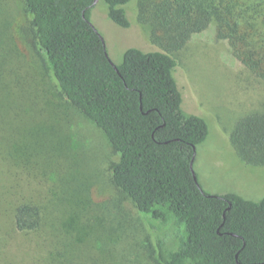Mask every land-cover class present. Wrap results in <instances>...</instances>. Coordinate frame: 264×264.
Instances as JSON below:
<instances>
[{
  "label": "trees",
  "instance_id": "trees-1",
  "mask_svg": "<svg viewBox=\"0 0 264 264\" xmlns=\"http://www.w3.org/2000/svg\"><path fill=\"white\" fill-rule=\"evenodd\" d=\"M95 1L22 0L35 48L60 100L99 132L117 156L109 165L110 184L146 224L157 264H264V197L212 196L194 178L191 165L210 127L183 108L172 57L214 25L216 42H227L236 60L264 81V0H146L139 6L138 20L162 50L131 47L120 64L112 61L92 13L103 5L110 21L128 29V7L135 0ZM0 44V114L11 119L9 130L27 142L41 135L43 141L31 143L51 154L52 161L51 152L62 141L68 163L79 158L81 149H93L83 158L98 174V148L86 138L81 123L58 112L47 118V105L33 88V76L38 75L33 66L31 72L24 68L14 38L0 33ZM229 143L244 165L264 168V109L241 117ZM6 153L15 158L12 150ZM74 177L68 172L67 186L59 182L55 203H47L48 208L31 200L15 205L16 228L39 233L47 225L55 231L56 243L50 247L57 251L48 253L46 264H142L131 248L132 225L119 205L106 196L94 199L99 178L79 175L73 184ZM82 229L87 241L74 236ZM92 241L93 256L88 247Z\"/></svg>",
  "mask_w": 264,
  "mask_h": 264
},
{
  "label": "rangeland",
  "instance_id": "rangeland-1",
  "mask_svg": "<svg viewBox=\"0 0 264 264\" xmlns=\"http://www.w3.org/2000/svg\"><path fill=\"white\" fill-rule=\"evenodd\" d=\"M144 1L135 0L128 7L131 21L128 29L120 28L110 21L103 5H99L92 13V22L102 34L115 64L122 62L124 52L131 47L162 50L159 44L152 42L149 30L138 20L139 6ZM0 33L8 36L10 41L14 38L23 54L18 53V58L25 64L24 68L31 72L33 66L38 74L33 76L37 81L32 79L33 88L47 105V118H55L54 112H58L76 121V125L81 123L82 132L98 148L96 152L101 158L98 174L95 175L91 171L94 164L89 167L88 161L83 158L90 157L95 150L81 149L79 158L75 157L68 163L63 155L68 148L62 141L58 150H52V161L51 154L41 150L38 144L31 143L33 140L43 141L41 135L30 136L27 142L9 130L11 119L0 114V264H46L48 253L57 251L50 247L51 242L56 243V233L49 226H43L39 233H24L16 228L14 206L23 200H31L48 208L47 203H55L53 197L58 192L59 182L67 186L64 178L68 172L75 173L73 184L79 181V175L88 179L99 178L100 188L99 191L95 189L94 199L106 196L119 205V210L126 215V220L135 232H132L131 248L138 253L140 262L157 264L146 224L132 203L119 195L110 184L109 165L117 160V156L99 132L60 100L44 57L35 48L30 17L22 0H0ZM215 33V26L211 25L206 32L194 36L182 50L172 53L177 62L175 77L183 95V108L188 113L203 117L210 127V136L197 153L194 171L202 190L212 196L237 193L248 200L258 201L264 197V168L244 165L231 149L229 139L241 117L264 109V81L257 79L236 60L227 42H216ZM1 48L0 44V53ZM71 139L75 138L71 136ZM85 148L91 149L92 146ZM36 149L42 152L41 156L36 153ZM7 150H12L14 159L8 158ZM58 159L61 162L54 165ZM70 222L69 219V226ZM73 229L71 224L70 231ZM83 232V229L79 234L74 232L77 240H86ZM88 245L93 256L95 243L92 241ZM111 247L113 245H109L110 250Z\"/></svg>",
  "mask_w": 264,
  "mask_h": 264
},
{
  "label": "water",
  "instance_id": "water-1",
  "mask_svg": "<svg viewBox=\"0 0 264 264\" xmlns=\"http://www.w3.org/2000/svg\"><path fill=\"white\" fill-rule=\"evenodd\" d=\"M98 1H99V0H96L95 2L97 3ZM115 68H116V67H115ZM193 163H194V162H193ZM193 163H192L191 167H192V169H193L194 178H195V180L197 181V183H198V185H199L197 175H196V173H195V171H194V168H193V166H194Z\"/></svg>",
  "mask_w": 264,
  "mask_h": 264
}]
</instances>
